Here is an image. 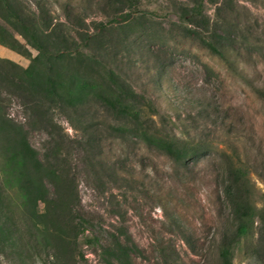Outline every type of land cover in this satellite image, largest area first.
<instances>
[{
    "label": "rangeland",
    "instance_id": "obj_1",
    "mask_svg": "<svg viewBox=\"0 0 264 264\" xmlns=\"http://www.w3.org/2000/svg\"><path fill=\"white\" fill-rule=\"evenodd\" d=\"M138 1L127 9L116 0H46V9L66 36H99L105 59L154 115V133L198 147L197 155L174 161L95 103L36 116L17 87L0 81L9 118L27 132L41 162L70 173L75 208L86 221L72 260L56 249L48 256L58 264H116L104 249L117 238L134 264H219L221 239L233 229L223 193L229 155L240 153L264 205V0ZM196 5L207 18L236 25L256 50L239 40L223 56L210 51L209 31L184 17ZM0 59L23 69L30 63L1 46ZM47 187L51 200L55 190ZM250 244L234 264H263ZM21 262L43 264L0 237V264Z\"/></svg>",
    "mask_w": 264,
    "mask_h": 264
},
{
    "label": "trees",
    "instance_id": "obj_2",
    "mask_svg": "<svg viewBox=\"0 0 264 264\" xmlns=\"http://www.w3.org/2000/svg\"><path fill=\"white\" fill-rule=\"evenodd\" d=\"M138 2L116 0V5L135 9ZM46 3L0 0V21L5 24H0V46L30 61L23 69L0 59V81L17 87L36 116L51 109L77 110L95 103L125 122L126 129L147 146L174 161L184 163L196 156L198 147L154 133V115L147 113L140 98L105 59L99 36L88 33L78 40L66 36L64 24L46 9ZM184 17L210 32V41L205 43L214 54L223 56L222 50L239 40L241 46L257 48L236 25L207 18L199 5L185 11ZM260 97L264 98L263 91ZM7 105L0 91V237L14 250L18 244L22 250L25 247L32 259L43 264L59 263L48 256L50 249H56L62 259L72 260L86 224L75 208V183L61 164L41 162L27 132L9 118ZM225 177L223 193L233 229L221 239L219 264H234L237 251L247 240L253 242L248 246L251 255L264 264V253L260 254L264 251V205L256 200L250 172L239 152L227 157ZM47 183L55 190L51 200ZM41 204L46 205L45 213L40 212ZM12 231L21 233L24 241L16 242ZM113 239L104 249L106 256L116 264H134L131 248Z\"/></svg>",
    "mask_w": 264,
    "mask_h": 264
}]
</instances>
